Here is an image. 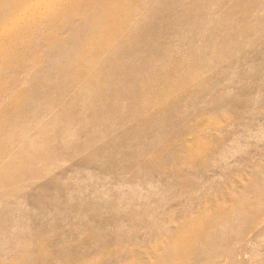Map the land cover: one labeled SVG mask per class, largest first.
<instances>
[{
	"label": "rangeland",
	"instance_id": "rangeland-1",
	"mask_svg": "<svg viewBox=\"0 0 264 264\" xmlns=\"http://www.w3.org/2000/svg\"><path fill=\"white\" fill-rule=\"evenodd\" d=\"M236 1L124 0L93 81L70 29L0 41V264H264V0Z\"/></svg>",
	"mask_w": 264,
	"mask_h": 264
},
{
	"label": "bare ground",
	"instance_id": "bare-ground-1",
	"mask_svg": "<svg viewBox=\"0 0 264 264\" xmlns=\"http://www.w3.org/2000/svg\"><path fill=\"white\" fill-rule=\"evenodd\" d=\"M5 8L7 13L5 16H10L7 21H0V41L8 37L9 31L15 30L17 24L35 23V27H42L43 21H51L48 28H53L49 37L61 43L59 33L62 30L70 29L69 37L64 41L70 45V55L68 51L61 48L58 61H67L70 56H79L78 68L84 71L87 76L93 81L95 71L102 69L99 66L97 58L94 57L98 53H109L112 56L109 59L113 60L114 45H111L113 38L117 39L124 32L129 24L126 13H124V0H10ZM241 0H237L238 4ZM44 3V4H43ZM43 4V5H42ZM50 9L51 13H47ZM43 13H47L44 16ZM80 17V21L74 24V18ZM27 31L23 32L22 38L27 39ZM135 34V33H134ZM72 36V37H71ZM120 37L118 38V40ZM143 42L148 43L147 40ZM142 42L133 47L134 53L129 48H121V51L132 56V61L128 60L123 67L134 75L138 71L137 53L140 50ZM139 61V60H138ZM85 63V64H83ZM70 66V64H65ZM65 71V70H64ZM133 80V77H131ZM7 119V118H6ZM8 121V120H7ZM12 132V133H11ZM13 131L8 128V124L0 117V160L8 154V148L2 145L3 139L10 140ZM12 161V156L9 163ZM10 165V164H8ZM7 169V168H6ZM45 262V261H44Z\"/></svg>",
	"mask_w": 264,
	"mask_h": 264
}]
</instances>
